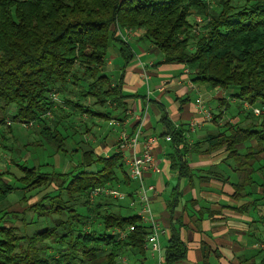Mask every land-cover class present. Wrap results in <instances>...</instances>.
<instances>
[{
	"label": "trees",
	"instance_id": "16d2710c",
	"mask_svg": "<svg viewBox=\"0 0 264 264\" xmlns=\"http://www.w3.org/2000/svg\"><path fill=\"white\" fill-rule=\"evenodd\" d=\"M234 1L221 0L216 12L209 0H0V128L6 126L7 117L17 125L34 122L41 126L39 134L44 140L57 151L67 152L66 138L71 140L75 134L72 126L61 124L53 130L45 121L55 105L66 114L62 103L104 121L111 119L110 113L95 111L80 100H94L98 108L124 109L129 97L123 95L120 82L112 83L105 74L104 62L114 44L119 45L124 65L133 54L112 28L144 30V38L159 50L163 63L183 64L194 83L223 90L221 106L227 108L228 101L234 100L264 111V0H244L239 8L232 5ZM197 14L205 16L204 33L194 32L188 21ZM77 87L83 89L75 96L78 100H61L60 94L64 97ZM55 95L58 102L53 101ZM124 118L110 120L109 125ZM161 122L170 137L172 152L166 158L171 169L180 177H190L183 158L186 131L175 130L165 114ZM203 146L204 154L222 148L228 152L225 163L229 161L238 177L233 198L251 200L239 210H256L264 231V161L260 157L264 153V113L244 112L236 124L226 122L209 135ZM238 146L243 147L239 150ZM77 151L81 160L67 173H43L40 165L19 166L22 175L13 178L24 188L52 189L28 211L37 218L56 219L52 226L30 236L19 235L15 225H0V264H135L122 261L123 254L135 251L145 256L149 226L130 213L135 194L123 192L125 198H113L115 203H94L91 197L94 191L129 187L134 182L125 174L122 154L116 151L105 157L81 147ZM6 174L0 170V222L19 218L4 208L15 190ZM129 228L132 231L125 239L113 234ZM47 240L58 249L65 246L55 252L58 257L48 255ZM163 255L164 264L185 259L186 247L173 226ZM263 255L261 249L258 257L239 264H264ZM207 260L204 252L202 264H208Z\"/></svg>",
	"mask_w": 264,
	"mask_h": 264
},
{
	"label": "crops",
	"instance_id": "0c3cea01",
	"mask_svg": "<svg viewBox=\"0 0 264 264\" xmlns=\"http://www.w3.org/2000/svg\"><path fill=\"white\" fill-rule=\"evenodd\" d=\"M137 32L127 33L128 36L135 35L125 40L133 59L124 65L119 45L114 44L104 66L105 74L112 83L120 82L123 95L129 97L124 109L109 110L110 120L125 118L118 123V127L110 125L112 127L103 130L97 145L90 149L105 157L118 152L120 134L134 135L141 120L138 144L126 149L122 156H140L147 140L152 139L150 153L158 171L146 172L143 181L149 207L164 231L160 238L163 251L173 226L186 247L185 259L175 264H202L204 252L208 255V264H239L240 261L258 257L256 255L261 251L259 245L264 242V231L260 230L258 222L259 213L249 207L239 210L251 200L233 198V185L238 177L232 172L229 161L225 163L228 152L222 148L210 154L203 153L206 138L217 133L226 122L236 124L247 111L246 107L229 100L228 106L235 105L238 111L233 112L228 120L222 114L216 122H212L211 101L219 103L217 114L222 109L224 111L221 104L225 92L194 83L192 73L183 64L163 63L162 54L144 38V31L139 29ZM163 114L175 130L186 131L187 148L183 158L190 169V177H180L177 170L171 169L170 161L166 158L172 149L165 140L167 130L161 122ZM207 114L210 115L209 119ZM72 132H75L73 127ZM76 138L80 139L79 136ZM242 147L238 146L237 149L241 150ZM260 157L264 161V153ZM118 188L125 193L135 194L133 208L137 205L140 212L143 205L137 201L138 184L132 182L129 187ZM39 198L40 195L36 196L34 204ZM122 261L151 264L153 259L145 250L144 257L135 251L125 252Z\"/></svg>",
	"mask_w": 264,
	"mask_h": 264
},
{
	"label": "rangeland",
	"instance_id": "374dc122",
	"mask_svg": "<svg viewBox=\"0 0 264 264\" xmlns=\"http://www.w3.org/2000/svg\"><path fill=\"white\" fill-rule=\"evenodd\" d=\"M220 1L221 0H209L210 7L213 11L217 12L220 10ZM244 4H245L244 0H235L232 3L234 7H238V8L242 7ZM199 17L202 20L205 18V16L197 14L190 16V18L188 19L189 23L192 26V29L198 26L196 28L198 29V31H196L197 34L200 32L204 33L207 24V22H204L203 20L202 23H199L198 25L195 26V20ZM112 29H113L112 31L115 30V34H114L115 37L119 38L123 43H126L127 46L128 44L126 41H128V39L135 34L134 33L132 35L129 34V36L126 34L131 33L132 31L138 33L137 31L139 30V29L116 30L115 28ZM104 66H105V62H104ZM79 90H83V89L77 87V90L75 88L73 92H71L70 94H67L64 97L63 95L60 94L59 97H61V100L63 102L65 99L69 101H76L79 99L78 97H75ZM80 102H82L83 105L90 106L95 111H100L103 113H109V110L111 109L108 106L104 108L95 107L94 100H90V99L85 101L80 100ZM64 104L65 103H62V106L65 112H67V114L64 112H60L59 108H57V106L55 105V107H53L51 111H48V113H46L45 117L47 118V120L45 121L47 123V126L53 130L54 129L56 130L58 126L61 124H63V126L67 128L71 126L74 128L75 134L73 138L71 140L66 138L67 140L65 143V147L67 148L66 149L67 152L57 151L53 143L44 140L39 134V130L41 126L35 124L34 122L17 125V124H12L10 118L7 117L6 126L0 128V170L4 173H7L5 177L7 181L13 185L15 189L14 193H12L10 197L8 196L9 199L7 198V203L4 205V208L7 211L19 214L18 219H5L3 221L1 220L0 225L5 224L6 226H8V224H13V225L15 224L19 232V235L30 236L36 231L52 226L53 220L56 219V217L53 218L54 216L50 219L37 218L31 211H28V208L30 206H33V204L37 201L36 196L40 195L39 198L40 200L46 193L51 192L52 189L46 188V189H37L34 191H29L26 188H24L22 185H20L15 181L16 178L18 179L22 175L19 166L31 168L35 165H40L41 171L43 173H51V172L67 173L72 168H74L81 160V153L77 151V149L80 147L82 150H84V148L85 149L93 148L94 145H97L98 140L101 139L103 135V130L107 128L109 129V127L113 126V125L110 126L108 121H104L99 118L89 117V115L79 113L77 110L71 109V107H67ZM211 106L213 111V117H217L218 115L217 111H219V103L211 101ZM246 109L247 111L252 112L251 107H246ZM236 110L238 111V108L235 105H230L227 108H225L224 111L222 109L221 112H223L225 119L228 120V118L232 115L233 112L236 113ZM105 122L107 123L105 124ZM76 136L77 137L79 136L80 139L76 138ZM74 147L76 148V151ZM110 190L118 191L120 193L124 192L122 189L118 187L111 188ZM113 198L114 197L110 195L101 194L99 196L93 197V202L103 203V201H105L104 203H109V202L115 203L117 200H115L116 198L115 199ZM70 204L72 205V203ZM138 208L139 207L136 205V207L132 208V211L130 213H135L138 215L139 213ZM103 210H105V207H103ZM113 210L116 211L117 209L113 208ZM78 211L82 212L83 214V210H78ZM61 218L63 221L67 219L65 215L61 216ZM92 225L96 227V224L92 223ZM46 245L49 247L47 250L48 255L54 258L58 257V253H55L57 250H59L60 248L61 250H63L65 248V246L61 245V247H59L58 249L51 241L48 240L46 241ZM82 264H87V263L84 262Z\"/></svg>",
	"mask_w": 264,
	"mask_h": 264
},
{
	"label": "built area",
	"instance_id": "2783aa9c",
	"mask_svg": "<svg viewBox=\"0 0 264 264\" xmlns=\"http://www.w3.org/2000/svg\"><path fill=\"white\" fill-rule=\"evenodd\" d=\"M202 19L199 17L195 20V26L199 23H202ZM198 26L194 27L193 31L196 32ZM197 33V32H196ZM53 101L57 102V96H53ZM245 107H249L245 104ZM251 111L255 116H260L264 113V111L257 107H251ZM206 117L209 119L210 115L207 114ZM112 125H118L116 122H112ZM193 126V125H191ZM141 136V120H139V127L137 128L136 132L132 136H128L125 133H121L119 140H118V150L123 155L124 151L129 148H134L139 141ZM165 140L167 142L170 141V137L166 136ZM152 139L147 140V143L144 146V151L140 156H133L132 158H123V162L125 165V174L131 180L138 184V191H137V201H139L143 208L138 213L139 217L142 221L149 226V234L145 238L144 249L150 254L153 262L151 264H164V255L163 249L160 245V238L162 237L164 231L159 227L156 219L153 216V213L149 207V199L146 195V188L144 186V174L146 172L156 173L158 171V167L150 153V143ZM123 152V153H122ZM151 189V188H149ZM101 194L110 195L116 199L123 200L125 198V194L120 193L118 191H111L110 189H101L94 191L91 194V197H96ZM134 203V202H133ZM132 203V205H134ZM132 231L131 228L122 230H115L113 234L117 235L119 239H125L126 236ZM260 249L264 251V242L261 243Z\"/></svg>",
	"mask_w": 264,
	"mask_h": 264
}]
</instances>
